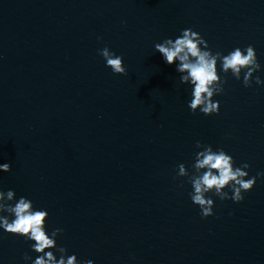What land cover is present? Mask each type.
<instances>
[{
	"label": "water",
	"instance_id": "95a60500",
	"mask_svg": "<svg viewBox=\"0 0 264 264\" xmlns=\"http://www.w3.org/2000/svg\"><path fill=\"white\" fill-rule=\"evenodd\" d=\"M184 29L224 55L255 48L252 86L229 72L218 115L190 111L191 87L155 50ZM256 76L264 0H0V163L11 164L0 190L47 210L48 233L62 228L57 245L80 261L264 264V177L240 203L208 193L214 215L202 219L176 175L180 163L192 172L196 141L249 164L246 179L264 173ZM32 243L0 229V264H32Z\"/></svg>",
	"mask_w": 264,
	"mask_h": 264
},
{
	"label": "clouds",
	"instance_id": "9594fccd",
	"mask_svg": "<svg viewBox=\"0 0 264 264\" xmlns=\"http://www.w3.org/2000/svg\"><path fill=\"white\" fill-rule=\"evenodd\" d=\"M155 50L164 58L167 64H176V71L180 73V83L191 87V100L188 108L195 114L197 111L205 116L219 114L220 103L213 97L224 93V84L227 83V74L231 72L236 80L241 79L243 73L244 87H251L253 74L260 70L261 65L257 60L254 46L248 45L241 49L237 47L227 55L222 52H213L207 41L192 29H184L175 40L168 38L162 43L155 44ZM100 55L105 59L106 66L114 74L126 75L123 57L111 52L105 47L100 50ZM218 63L225 74L222 78ZM257 85L264 81L256 76ZM196 148L203 149L196 152L192 172L184 163H180L176 175L186 177L193 191L189 192L192 203L200 208L202 219L214 215V200L208 193L214 194L221 201L231 199L240 203L245 199L244 193L251 191L258 177L264 173L247 178L250 168L247 163L236 166L233 156L223 148L213 149L211 145L196 141ZM0 172H11L10 163H0ZM227 189V190H226ZM231 193V195H230ZM16 199L14 190L4 192L0 190V229L5 232L23 237L32 241L31 250L39 254L32 260L27 253L24 260L32 264H93L91 260L80 261L75 254L68 255L67 248L57 245V237L63 234L62 228L54 229L51 234L47 231L49 213L45 209L37 210L33 202L21 196ZM8 213V216L2 213ZM10 217H12L10 219ZM52 249L60 253L59 259Z\"/></svg>",
	"mask_w": 264,
	"mask_h": 264
}]
</instances>
